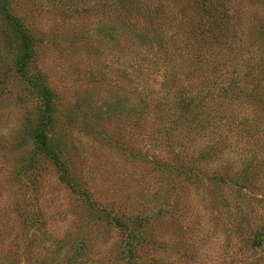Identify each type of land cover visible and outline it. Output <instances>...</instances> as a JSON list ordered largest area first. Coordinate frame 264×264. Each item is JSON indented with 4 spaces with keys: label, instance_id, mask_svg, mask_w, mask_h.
Instances as JSON below:
<instances>
[{
    "label": "rangeland",
    "instance_id": "374dc122",
    "mask_svg": "<svg viewBox=\"0 0 264 264\" xmlns=\"http://www.w3.org/2000/svg\"><path fill=\"white\" fill-rule=\"evenodd\" d=\"M6 1L53 106L16 71L0 9V264H121L127 242L143 263L264 264L248 241L264 229V88L248 93L264 1H226L204 41L192 0H159L135 32L109 0Z\"/></svg>",
    "mask_w": 264,
    "mask_h": 264
},
{
    "label": "trees",
    "instance_id": "16d2710c",
    "mask_svg": "<svg viewBox=\"0 0 264 264\" xmlns=\"http://www.w3.org/2000/svg\"><path fill=\"white\" fill-rule=\"evenodd\" d=\"M150 1H152V4L149 3ZM158 1L159 0H109V2L106 1V3H101L100 8L101 10H103V12L107 11L115 15L112 17L120 18V22L126 28H131L130 31L135 32L134 26L137 25V22H132L130 19H133L134 16L137 17L140 11H143V18H145V20L147 19L148 22H151V20L154 21L158 17H165L162 16L163 12L160 10L162 7L161 1L159 3ZM226 1L229 0H192V3L189 4L188 9H191V11H189L190 14H188L186 19L189 20L188 22L193 21L191 28L192 30H196L197 35L199 36H196V33L192 32V36L194 38L204 41V38H207L206 36L208 34H210V36L212 37L217 34L214 32L215 29H217L218 32L220 28H223L222 24H226L229 20ZM240 1H246L251 4L252 2H261L262 0ZM145 2L150 4L148 5L150 6V8L145 5ZM181 7L182 6H180V8ZM0 9L3 15V22L5 24V27L13 36L12 44L8 35H4V41L9 51L11 52L10 54L14 58L15 69L20 74V76L27 79V81H29L34 86L36 91L40 94V97L44 102L43 116L46 117L48 111L52 109L53 106L52 97L51 93L45 87L43 82L38 78V76L31 73L28 68V65L32 62L34 56L33 42L31 40V37L26 33L25 29L22 28L19 21L7 12L6 0H0ZM139 16L141 15L139 14ZM105 32L108 34V38H112L116 33V27H114V25L110 23L108 29ZM213 43H218V40L216 39ZM216 47L217 46H214L213 48L212 46L209 47L211 49V52H209V57L212 55V52L214 51L213 49ZM215 56L216 54H214L211 59H213ZM193 58L195 57H192V59ZM248 75L249 77H251V88L248 90L249 94L253 91L254 88L258 86L264 88V62L256 72L251 70ZM258 93L259 91L255 94V97H257ZM47 144L48 143L46 141L45 135L43 134L41 127L39 126L34 134L35 149L39 150L40 152L42 151L46 155H48L49 153L52 159L57 161L56 155L50 152ZM252 232L253 233L251 237L248 239L249 246L252 249L262 248L264 246V229L262 227H259V229H255ZM134 245L135 243L132 244L130 242H127L126 246L123 247L122 255L119 257L118 262H120L121 264H150L143 263L141 261L139 262L138 258L132 255Z\"/></svg>",
    "mask_w": 264,
    "mask_h": 264
}]
</instances>
